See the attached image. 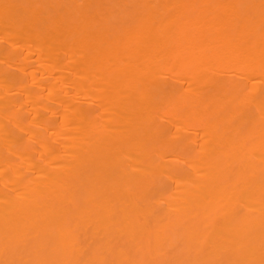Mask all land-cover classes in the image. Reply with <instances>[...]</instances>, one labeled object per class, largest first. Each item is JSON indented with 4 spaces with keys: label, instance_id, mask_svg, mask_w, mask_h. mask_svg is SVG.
<instances>
[{
    "label": "bare ground",
    "instance_id": "6f19581e",
    "mask_svg": "<svg viewBox=\"0 0 264 264\" xmlns=\"http://www.w3.org/2000/svg\"><path fill=\"white\" fill-rule=\"evenodd\" d=\"M0 264H264V0H0Z\"/></svg>",
    "mask_w": 264,
    "mask_h": 264
}]
</instances>
